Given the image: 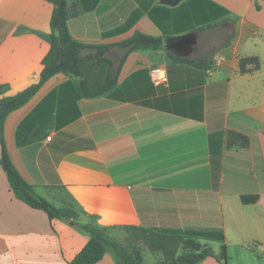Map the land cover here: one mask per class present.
Here are the masks:
<instances>
[{
  "label": "crops",
  "instance_id": "1",
  "mask_svg": "<svg viewBox=\"0 0 264 264\" xmlns=\"http://www.w3.org/2000/svg\"><path fill=\"white\" fill-rule=\"evenodd\" d=\"M65 3L77 8L67 27L82 44L112 46L139 32L163 38V47L131 52L115 88L99 98H77L62 73L47 80L4 122L19 174L56 206L64 187L103 226L221 233L227 257L233 246L241 264H264V0ZM51 12L44 0H0V84L9 86L0 98L37 82ZM185 35L193 36L189 51L169 49ZM121 54L107 51L117 61ZM169 55L213 63L204 72ZM254 57L259 68L241 73L239 60ZM155 67L167 83H153ZM228 130L249 146L227 149ZM243 196L259 199L243 204ZM87 241L17 200L0 167V264H67ZM96 264L115 263L105 254Z\"/></svg>",
  "mask_w": 264,
  "mask_h": 264
},
{
  "label": "trees",
  "instance_id": "2",
  "mask_svg": "<svg viewBox=\"0 0 264 264\" xmlns=\"http://www.w3.org/2000/svg\"><path fill=\"white\" fill-rule=\"evenodd\" d=\"M44 1L52 5L49 22L51 37L49 51L41 61L42 70L38 80L13 96L0 98V167L15 198L31 209L44 212L49 221L58 220L70 224L88 237L84 247L67 264H96L107 253L111 254L115 264H142L143 249L151 253H161L162 260L155 264H199L209 257L215 258L219 264H227V249L221 233L182 234L160 232L143 226H103L98 222V216L86 212L64 187H61L60 205L56 206L39 196L34 187L19 174L4 144V122L11 112L24 106L47 80L62 73L73 80L77 98H99L115 88L120 69L131 52L157 51L163 47V38L139 32L112 46L82 44L72 38L67 27V22L78 15L75 5L69 6L65 0ZM62 2L64 6H61ZM196 4L197 0H190V5ZM256 7L258 9V6ZM113 47L122 53L116 66L105 56L106 51ZM85 51L88 53L83 55ZM169 58L175 63L188 64L204 72L209 70L213 63L212 59L194 63L172 55H169ZM247 64L252 65V68L246 69ZM258 68L259 62L255 57L239 60L241 73L252 72ZM8 90L7 84H0V96L5 95ZM224 139L227 149H245L250 144L246 135L231 130L224 132ZM258 199V196H243L241 202L255 203ZM113 230L124 234L122 242L112 237L110 232ZM200 239L218 241V254H214L208 244H201Z\"/></svg>",
  "mask_w": 264,
  "mask_h": 264
},
{
  "label": "rangeland",
  "instance_id": "3",
  "mask_svg": "<svg viewBox=\"0 0 264 264\" xmlns=\"http://www.w3.org/2000/svg\"><path fill=\"white\" fill-rule=\"evenodd\" d=\"M208 49H210V46H208ZM107 51H106L105 56L107 58H109L112 62L113 61L116 62V63L113 62L114 66H116L117 65V58H115L114 56L107 55ZM203 52H206V53L209 54L208 51L203 50ZM87 53H88V51H85V52H83V55H86ZM110 234L117 241H119V242L123 241V238H124V234L123 233H121V232H119L117 230H113V231L110 232ZM200 242L201 243H205L206 242L208 244L209 248L212 250V252L214 254H218L219 249H220V243L219 242H217V241H202V240H200ZM232 242L233 241L231 239H229L228 243L231 244ZM240 253H241V251H240V249L238 247L230 246L229 251H228L229 264H241L242 261H241ZM107 254L109 255L110 253H107ZM142 259H143V261H142L143 264H154V263H156V262H158V261H160L162 259V255H161V253H151L148 250L143 249Z\"/></svg>",
  "mask_w": 264,
  "mask_h": 264
},
{
  "label": "water",
  "instance_id": "4",
  "mask_svg": "<svg viewBox=\"0 0 264 264\" xmlns=\"http://www.w3.org/2000/svg\"><path fill=\"white\" fill-rule=\"evenodd\" d=\"M61 6H64V2L61 3ZM193 42L192 35H185L180 37L178 43L169 49L176 50L180 54H185L187 51H189Z\"/></svg>",
  "mask_w": 264,
  "mask_h": 264
},
{
  "label": "built area",
  "instance_id": "5",
  "mask_svg": "<svg viewBox=\"0 0 264 264\" xmlns=\"http://www.w3.org/2000/svg\"><path fill=\"white\" fill-rule=\"evenodd\" d=\"M151 79L155 85H163L167 83V76L165 70L160 67H155L151 71Z\"/></svg>",
  "mask_w": 264,
  "mask_h": 264
}]
</instances>
